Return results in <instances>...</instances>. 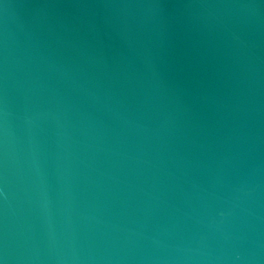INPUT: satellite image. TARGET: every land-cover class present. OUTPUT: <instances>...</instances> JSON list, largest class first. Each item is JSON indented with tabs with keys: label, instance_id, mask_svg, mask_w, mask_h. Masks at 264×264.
I'll use <instances>...</instances> for the list:
<instances>
[{
	"label": "water",
	"instance_id": "95a60500",
	"mask_svg": "<svg viewBox=\"0 0 264 264\" xmlns=\"http://www.w3.org/2000/svg\"><path fill=\"white\" fill-rule=\"evenodd\" d=\"M0 264H264V0H0Z\"/></svg>",
	"mask_w": 264,
	"mask_h": 264
}]
</instances>
